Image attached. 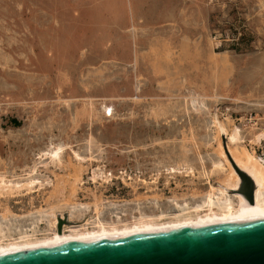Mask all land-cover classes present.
I'll use <instances>...</instances> for the list:
<instances>
[{"label": "rangeland", "instance_id": "374dc122", "mask_svg": "<svg viewBox=\"0 0 264 264\" xmlns=\"http://www.w3.org/2000/svg\"><path fill=\"white\" fill-rule=\"evenodd\" d=\"M247 151L264 156V0H0V217L45 215L37 237L168 219L239 194Z\"/></svg>", "mask_w": 264, "mask_h": 264}, {"label": "water", "instance_id": "95a60500", "mask_svg": "<svg viewBox=\"0 0 264 264\" xmlns=\"http://www.w3.org/2000/svg\"><path fill=\"white\" fill-rule=\"evenodd\" d=\"M239 173V191L254 203L255 184L248 174L240 170ZM58 232H62V224ZM0 264H264V220L2 254Z\"/></svg>", "mask_w": 264, "mask_h": 264}, {"label": "bare ground", "instance_id": "6f19581e", "mask_svg": "<svg viewBox=\"0 0 264 264\" xmlns=\"http://www.w3.org/2000/svg\"><path fill=\"white\" fill-rule=\"evenodd\" d=\"M191 100L195 105L202 103L199 98H192ZM229 141L238 144L239 135L236 130L235 133L230 135ZM254 154L250 151L243 153V156H241L243 161L238 160V163H243L246 170L253 175L255 180L250 174L236 166L238 173L239 170L245 172L255 184L254 203H250L240 191L239 194L231 195L225 190H219V193H212L201 202L194 203L191 207L190 205L193 203L187 201L184 203L177 202L174 206L178 214L168 219L165 218L167 216L165 213L160 217L142 215L131 225L108 224L100 219L97 225L93 227L88 225L81 227L65 225L63 227L64 220L61 219L62 221L60 220L59 222V225L62 224L61 233L58 232V229H54L51 234L42 237H37L36 234L41 228L40 225L45 215H38L30 223L19 222L20 220L17 221L15 217L8 220L3 216L0 217V255L103 239L124 238L180 228L264 220V156L258 157V155ZM223 167L224 165L221 166L220 163L217 166L219 169H223ZM230 171L225 181L228 186L236 189L239 179L233 170L230 169ZM190 208L192 210L189 211L188 209ZM56 224L57 217L53 225L56 226ZM13 233L18 234L13 236Z\"/></svg>", "mask_w": 264, "mask_h": 264}]
</instances>
